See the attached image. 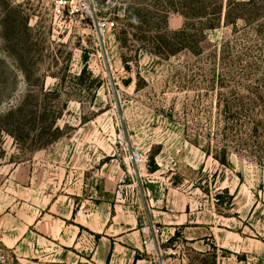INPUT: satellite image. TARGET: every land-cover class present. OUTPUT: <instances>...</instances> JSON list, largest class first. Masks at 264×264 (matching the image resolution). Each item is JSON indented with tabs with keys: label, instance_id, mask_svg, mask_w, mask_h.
<instances>
[{
	"label": "rangeland",
	"instance_id": "obj_1",
	"mask_svg": "<svg viewBox=\"0 0 264 264\" xmlns=\"http://www.w3.org/2000/svg\"><path fill=\"white\" fill-rule=\"evenodd\" d=\"M97 1L99 16L115 21L103 34L78 15L55 19L51 0H0V260L62 264L59 242L39 235L49 226L56 235L71 216L70 228L83 223L82 253L94 248L90 229L140 231L144 264H264V103L257 125L239 133V106L230 117L225 105L231 89L248 93L220 84L230 83L221 46L236 30L222 22L206 31L201 53L163 58L136 39L158 35L125 16L154 2ZM167 24L179 29L184 18L170 12ZM238 36L230 54L255 59ZM18 104L16 140L2 129ZM18 237L23 255L12 246ZM98 238L104 259L112 241Z\"/></svg>",
	"mask_w": 264,
	"mask_h": 264
},
{
	"label": "trees",
	"instance_id": "obj_2",
	"mask_svg": "<svg viewBox=\"0 0 264 264\" xmlns=\"http://www.w3.org/2000/svg\"><path fill=\"white\" fill-rule=\"evenodd\" d=\"M151 1L154 2V6H150L149 8H153V11L148 9V7H140L138 9L127 7L125 8V16L128 20V27H133L132 24H135V21L139 20V23H141V31L144 30L143 27H146L148 29L144 32L152 30L158 35L148 39L146 33H140L138 36L139 39L136 38L141 42H151V47L148 43L145 46H141L156 56L169 58L183 50H188L194 54L201 53L203 50L202 44L206 40L207 30L219 27L222 22L225 25L234 27L236 30L235 37L230 41H225L221 46L223 54L226 55H223L222 61L225 65V70H227L226 73L229 75L230 83L222 80L220 84L221 87L228 88L232 87V84L240 85L247 91L248 95L239 96L235 89H231L232 95L236 97L226 103L224 112L230 115V117H233L234 114L231 112L233 103L239 106V120L242 121L241 126H239L240 128L236 129L239 130V133L248 130L249 126L257 125V113L254 111L264 103V96L258 91L259 87L264 86L260 78V74H264V42L262 43L264 41V0ZM170 12L179 13L184 18V24L181 28L176 30H170L168 28L167 23ZM239 21L244 23L246 29L237 32ZM249 30L254 34L248 35ZM125 32L126 30L122 31V33ZM239 34L247 39L246 42L250 45V49L257 54L255 59L247 58V60L241 61V55H235L233 57L230 54L232 49L237 45ZM121 40L122 44H124L122 46H127V38ZM123 61L126 67H128L127 62L129 60L123 57ZM82 72L79 76L82 75ZM246 82L257 85H247ZM20 109L21 104L9 108L4 114V117L7 121H10L12 127L2 129L12 134L16 140H19L16 129L18 127L15 126V123L18 122L16 115ZM261 112L264 113L263 111ZM58 116L59 111H53L48 123V128L53 133L59 130L56 126Z\"/></svg>",
	"mask_w": 264,
	"mask_h": 264
},
{
	"label": "crops",
	"instance_id": "obj_3",
	"mask_svg": "<svg viewBox=\"0 0 264 264\" xmlns=\"http://www.w3.org/2000/svg\"><path fill=\"white\" fill-rule=\"evenodd\" d=\"M71 216H64L59 232L56 235H52L49 230L46 232L40 231V239L39 241H44V244L56 243L59 242L62 248V256L60 258V262L62 264H94L93 262L99 263L104 261V263L113 264L117 262H121L123 264H144L146 259L142 256L143 244L142 239L143 236L140 231H126L125 233L119 232L116 235H110L104 232V235H101L103 231L99 230H91V234H89V238L94 240V248L90 251V253H82L83 247L81 246L82 235L79 227L83 226L80 221L73 220L75 225L70 228L69 220ZM131 230V229H130ZM99 237L98 239L105 236H109L111 239L110 250L108 251V255L103 259L101 257V243L95 242V237ZM36 240H38L36 238ZM0 241L5 242V239L0 236ZM13 247L17 246V250L20 251V255L22 249L21 238L18 237L13 241ZM35 247V245H34ZM81 249L79 250V248ZM93 247V246H92ZM69 254L74 255L77 259L73 261H68L65 257H68ZM32 258H37L38 255H31ZM22 257V256H21ZM88 257V258H87Z\"/></svg>",
	"mask_w": 264,
	"mask_h": 264
},
{
	"label": "built area",
	"instance_id": "obj_4",
	"mask_svg": "<svg viewBox=\"0 0 264 264\" xmlns=\"http://www.w3.org/2000/svg\"><path fill=\"white\" fill-rule=\"evenodd\" d=\"M51 12L55 19H66L78 15L88 24H92L101 34L115 27L114 20L99 16L101 10L97 0H51ZM154 243V239L144 240L147 249L149 246L151 249H155ZM0 263L8 264L5 259H1Z\"/></svg>",
	"mask_w": 264,
	"mask_h": 264
}]
</instances>
